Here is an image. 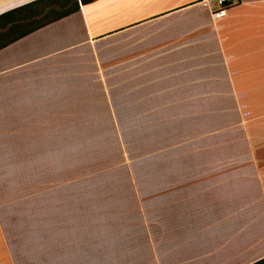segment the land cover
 Instances as JSON below:
<instances>
[{
    "label": "crops",
    "instance_id": "crops-1",
    "mask_svg": "<svg viewBox=\"0 0 264 264\" xmlns=\"http://www.w3.org/2000/svg\"><path fill=\"white\" fill-rule=\"evenodd\" d=\"M77 1L15 42L58 0L0 21V264L263 261L264 0L221 17L214 0ZM3 170L26 173L37 242H9Z\"/></svg>",
    "mask_w": 264,
    "mask_h": 264
},
{
    "label": "rangeland",
    "instance_id": "rangeland-1",
    "mask_svg": "<svg viewBox=\"0 0 264 264\" xmlns=\"http://www.w3.org/2000/svg\"><path fill=\"white\" fill-rule=\"evenodd\" d=\"M53 9L56 12L51 11V14L48 17L42 18L41 21L53 19L55 16L61 14L64 11L63 6L60 5V1L58 2V6L52 4ZM101 145V143H100ZM4 168H6L4 166ZM15 174L9 172L7 170H3L1 173L2 180V199L3 206L8 216L7 224H8V235L9 242L11 239H15L16 242H37L34 241L35 237L30 235L32 229L42 227V221H38L35 219H30L28 215V208L26 204V189L24 187L26 183V173H18L19 182L16 186ZM18 199V202H16ZM13 201V202H10ZM58 221H55L57 225ZM50 221H45L46 226H49Z\"/></svg>",
    "mask_w": 264,
    "mask_h": 264
},
{
    "label": "trees",
    "instance_id": "trees-1",
    "mask_svg": "<svg viewBox=\"0 0 264 264\" xmlns=\"http://www.w3.org/2000/svg\"><path fill=\"white\" fill-rule=\"evenodd\" d=\"M47 1H49V0H39V1H37V2H35L33 4H31V5H28L27 7L22 8V9L6 13V14H4V15H2L0 17V21L7 19L8 17H10L11 15L15 14L16 12L22 11L23 9H26L28 7H33V6L41 7ZM59 1H60V5H62L63 9H64V11H62L61 14L55 16L53 19H50L49 21H45L44 23L35 25L34 28L30 29L29 31H27V32H25V33H23L21 35H19L18 37L13 39V41H11V42H15L16 40H19L20 38H23L24 36H27V35L31 34L32 32H35L36 30L42 28L43 26H46L49 23H53L55 21H58L60 19H63L65 17L70 16L71 14H74V13L80 11V6H79V3H78L77 0H74L75 2L73 4H72V0H58V2ZM94 1H96V0H81L83 5L90 4V3L94 2ZM49 14H51V12ZM48 15H46V16H48ZM16 29H18V26L17 25H13V26L10 27L9 31H10V33H13ZM9 44H11V43H6V44L2 45L0 48L6 47ZM257 264H264V260L260 261Z\"/></svg>",
    "mask_w": 264,
    "mask_h": 264
},
{
    "label": "built area",
    "instance_id": "built-area-1",
    "mask_svg": "<svg viewBox=\"0 0 264 264\" xmlns=\"http://www.w3.org/2000/svg\"><path fill=\"white\" fill-rule=\"evenodd\" d=\"M216 4L215 16H223L228 7L236 4L238 0H214Z\"/></svg>",
    "mask_w": 264,
    "mask_h": 264
}]
</instances>
